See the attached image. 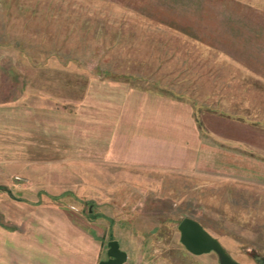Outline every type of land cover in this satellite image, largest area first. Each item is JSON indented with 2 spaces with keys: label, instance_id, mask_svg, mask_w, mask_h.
<instances>
[{
  "label": "rangeland",
  "instance_id": "1",
  "mask_svg": "<svg viewBox=\"0 0 264 264\" xmlns=\"http://www.w3.org/2000/svg\"><path fill=\"white\" fill-rule=\"evenodd\" d=\"M257 1L0 0V99L41 96L72 107L88 89L95 108V89H110L111 82L150 90L189 101L200 149L230 150L224 146L229 143L237 152L239 144L228 139L241 138L240 120H234L235 131L227 129L232 136L210 130L213 119L231 123L224 107L206 97L219 63L210 51L260 50L258 14L249 8ZM248 139L255 142L256 136ZM85 171L120 181L113 215L96 218L104 221L106 238L119 240L128 263L218 264L214 252L194 255L180 244L176 225L190 217L239 264H264V182L112 164ZM251 174L264 181V169ZM92 202L81 206L83 214L89 203L96 207Z\"/></svg>",
  "mask_w": 264,
  "mask_h": 264
},
{
  "label": "crops",
  "instance_id": "2",
  "mask_svg": "<svg viewBox=\"0 0 264 264\" xmlns=\"http://www.w3.org/2000/svg\"><path fill=\"white\" fill-rule=\"evenodd\" d=\"M256 5L249 8L258 14L257 44L264 50V0ZM260 50L210 51L219 63L208 80L206 97L231 117V123L213 119L210 130L232 136L235 133L227 129L235 131L234 120H240L241 138L228 139L239 144L233 147L237 152L229 143L224 146L230 150L213 145L207 153L200 149L189 101L150 90L107 82L110 89H95V108L89 106L88 89L72 107L58 106L50 97L1 98L0 264H97L104 258L111 239L105 237L104 221L96 217L113 215L120 181L99 171L90 175L85 171L89 167L112 164L207 172L240 183H263L258 180L262 175L251 174L253 169L258 174L264 169V51ZM105 83L102 80V86ZM248 135L256 136L255 142ZM73 167L83 170L74 173L69 169ZM64 194L68 198L60 201ZM90 201H96V207L91 209L89 203L83 214L81 206ZM112 239L122 250L119 240ZM125 254L124 264H130Z\"/></svg>",
  "mask_w": 264,
  "mask_h": 264
},
{
  "label": "water",
  "instance_id": "3",
  "mask_svg": "<svg viewBox=\"0 0 264 264\" xmlns=\"http://www.w3.org/2000/svg\"><path fill=\"white\" fill-rule=\"evenodd\" d=\"M178 240L180 244L191 254H200L212 251L217 256L218 264H239L225 252L216 238L209 235L194 219L182 217L177 225ZM126 254L119 249L116 240L106 242L104 258L97 264H123Z\"/></svg>",
  "mask_w": 264,
  "mask_h": 264
},
{
  "label": "built area",
  "instance_id": "4",
  "mask_svg": "<svg viewBox=\"0 0 264 264\" xmlns=\"http://www.w3.org/2000/svg\"><path fill=\"white\" fill-rule=\"evenodd\" d=\"M15 179H19L18 177H15Z\"/></svg>",
  "mask_w": 264,
  "mask_h": 264
}]
</instances>
